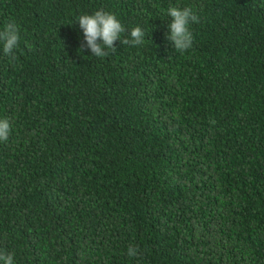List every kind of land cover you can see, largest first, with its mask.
<instances>
[{"label": "trees", "instance_id": "1", "mask_svg": "<svg viewBox=\"0 0 264 264\" xmlns=\"http://www.w3.org/2000/svg\"><path fill=\"white\" fill-rule=\"evenodd\" d=\"M200 22L178 52L169 6ZM146 35L106 58L77 18ZM0 253L14 264H264V0H0ZM107 51V50H106ZM129 245L140 255L127 256ZM0 264H4L0 261Z\"/></svg>", "mask_w": 264, "mask_h": 264}, {"label": "clouds", "instance_id": "2", "mask_svg": "<svg viewBox=\"0 0 264 264\" xmlns=\"http://www.w3.org/2000/svg\"><path fill=\"white\" fill-rule=\"evenodd\" d=\"M167 15L171 17L169 33L166 38L172 42L174 48L185 53L192 48L194 35L191 26L200 22L198 11L191 6L180 7L179 5L169 6ZM79 27L83 32L84 44L91 53L100 59L106 58L110 52H115L114 44L117 40L132 47L141 45L144 42L145 31L142 27L136 26L130 30L129 38H122L126 32L125 26L116 17L103 9L92 14H83L77 18ZM21 28L15 21H9L0 28V42L3 43V53L6 56L16 59L15 51L21 41ZM107 50V51H106ZM13 131V124L7 117L0 118V142H7ZM129 258H136L140 255V249L136 245H129L127 249ZM15 252L0 253V261L4 264H14Z\"/></svg>", "mask_w": 264, "mask_h": 264}]
</instances>
